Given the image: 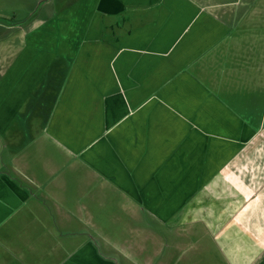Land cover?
I'll list each match as a JSON object with an SVG mask.
<instances>
[{"label":"crops","instance_id":"obj_1","mask_svg":"<svg viewBox=\"0 0 264 264\" xmlns=\"http://www.w3.org/2000/svg\"><path fill=\"white\" fill-rule=\"evenodd\" d=\"M19 1L0 264H264V0Z\"/></svg>","mask_w":264,"mask_h":264},{"label":"rangeland","instance_id":"obj_2","mask_svg":"<svg viewBox=\"0 0 264 264\" xmlns=\"http://www.w3.org/2000/svg\"><path fill=\"white\" fill-rule=\"evenodd\" d=\"M10 0H0V73H4L6 75L7 73L11 75H17L19 72L24 71V66L28 62L27 58L29 57V49L28 48V39L27 35H32L31 31L34 29L31 28L29 31L26 30L24 24L26 20H24L22 13L23 11L19 8L17 9L19 4H22V1L19 0H12L16 3H9ZM209 1H207L208 3ZM216 3V2H215ZM16 6L14 7V5ZM25 4V3H24ZM15 9V10H14ZM15 12L16 17H8L9 19H6L2 17V15L7 16L8 13L12 15ZM7 22L11 25H5ZM5 23V24H4ZM37 32V30H36ZM34 32V33H36ZM50 38L52 39V43L54 41V35H50ZM9 57V58H8ZM18 81V80H17ZM5 81H3L4 83ZM22 81L20 80L17 84L14 85L15 88H19L21 90V87H17ZM0 117H3V119L7 118V100H6V94L7 93V86L6 84H2V87H0ZM9 93L11 97V101L13 99L20 101L21 97H19V94H15L13 88H9ZM17 93V92H16ZM20 99V100H19ZM43 115V114H41ZM32 121L38 122L39 117H34ZM35 122V123H36ZM10 151L5 150L3 152L2 156H9ZM205 258H203L204 263ZM181 261V260H180Z\"/></svg>","mask_w":264,"mask_h":264}]
</instances>
